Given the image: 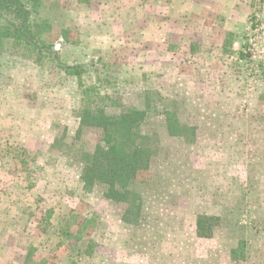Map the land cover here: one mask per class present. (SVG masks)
<instances>
[{
    "label": "rangeland",
    "instance_id": "1",
    "mask_svg": "<svg viewBox=\"0 0 264 264\" xmlns=\"http://www.w3.org/2000/svg\"><path fill=\"white\" fill-rule=\"evenodd\" d=\"M36 1L53 33L0 43V264H264V0ZM64 65L86 67L84 90ZM106 77L122 105L148 93L195 134L145 127L157 156L130 222L81 181L103 138L80 128L83 92ZM201 214L221 219L212 239Z\"/></svg>",
    "mask_w": 264,
    "mask_h": 264
},
{
    "label": "trees",
    "instance_id": "2",
    "mask_svg": "<svg viewBox=\"0 0 264 264\" xmlns=\"http://www.w3.org/2000/svg\"><path fill=\"white\" fill-rule=\"evenodd\" d=\"M33 9H27L22 0H0V43L8 38L29 45L38 44L42 35L53 33L54 27L47 20H36L37 1ZM232 34L229 35L231 37ZM63 39L72 44L71 32L65 31ZM231 43L228 39L227 43ZM34 44V45H35ZM56 56L55 51L50 52ZM66 75L77 78L79 87L84 90L85 66L64 65L61 67ZM105 76L107 74L105 73ZM108 77L100 83L97 78L95 86L83 92V108L79 113L80 128H95L102 133V144L97 145L93 153L83 154V171L81 181L83 189L93 191L103 186L104 196L108 200L129 205L127 222L141 213V197L136 192L138 184H144L150 172L153 159L157 156L155 140L146 134L145 127L151 120L162 117L167 133L171 137L185 138L189 141L195 137L193 130L182 123L175 109L161 108L148 93L145 105L141 108L124 106L118 99L105 92L104 84L110 85ZM192 131V132H191ZM221 219L216 216L201 214L196 220V235L199 239H212ZM246 246L241 242L232 251L234 261L244 260Z\"/></svg>",
    "mask_w": 264,
    "mask_h": 264
}]
</instances>
